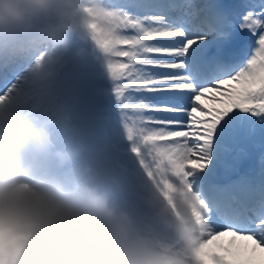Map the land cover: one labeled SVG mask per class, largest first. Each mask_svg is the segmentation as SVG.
Wrapping results in <instances>:
<instances>
[{
  "label": "snow or ice",
  "instance_id": "1",
  "mask_svg": "<svg viewBox=\"0 0 264 264\" xmlns=\"http://www.w3.org/2000/svg\"><path fill=\"white\" fill-rule=\"evenodd\" d=\"M105 7L103 23L90 25L94 50L131 151L166 191L184 196L202 225L199 264H264V179L219 178L241 139L264 149V0ZM172 264L192 261L178 255Z\"/></svg>",
  "mask_w": 264,
  "mask_h": 264
},
{
  "label": "clouds",
  "instance_id": "2",
  "mask_svg": "<svg viewBox=\"0 0 264 264\" xmlns=\"http://www.w3.org/2000/svg\"><path fill=\"white\" fill-rule=\"evenodd\" d=\"M106 12L105 0H0V47L35 40L31 66L8 95L39 103L13 110L8 97L0 102V264H172L178 255L199 264L202 225L183 195L149 174L126 131L136 162L132 208L93 163L74 165L82 144L57 143L73 119L58 78L74 44L101 55L90 25Z\"/></svg>",
  "mask_w": 264,
  "mask_h": 264
},
{
  "label": "rangeland",
  "instance_id": "3",
  "mask_svg": "<svg viewBox=\"0 0 264 264\" xmlns=\"http://www.w3.org/2000/svg\"><path fill=\"white\" fill-rule=\"evenodd\" d=\"M111 2H117V0H111ZM260 0H242L241 4L243 3H259ZM20 41H23L24 43H32L33 39L30 37H20L17 39V41L13 44L14 47L18 45ZM12 46V45H11ZM11 46H4L0 47V83L3 82V79L7 78V73L4 72V68H8V63H4L3 59L5 57V51L9 49ZM79 45L73 46V53L69 54L68 57V63L72 62L74 58L77 55L76 47ZM28 53H31V56L29 58H23L21 56L16 57L14 62H16L17 59H21V61H26V64L31 66L32 59L34 56V48L32 45L28 48ZM11 58V57H10ZM93 60L95 62L103 63L102 60L98 57L96 53L93 52ZM67 63V65H68ZM22 65V64H21ZM20 66L16 68L14 73L18 76V71L20 69ZM66 65V67H67ZM28 67V68H29ZM66 67L62 70L58 82H57V89L58 91L61 90L64 75L66 72ZM25 69L24 72L17 77V79L14 82H10L11 85L8 87L5 92H3L0 95L7 94L8 100L11 101L10 107L13 110L18 109H31V110H37L39 108V103L34 97H27V96H16L13 94L12 96H9V93H13V89L17 87L18 82L20 81L21 77L24 75V73L28 70ZM82 66L78 67V72L81 73ZM8 72H11L9 69ZM90 86L96 90V91H102L105 92L103 97H95L91 101L90 104L85 106V114L92 115V116H98L101 119V132L96 138V146L97 149L103 153L104 158H107L114 162L115 166L112 168L113 177L110 180L109 184L113 187L114 190V198L117 200V202L124 204L125 206L128 204H133V190L134 185L136 182V162L135 159L132 157L130 151H129V142L125 138L123 125L121 123V118L119 120H114L121 116L120 111L116 110L118 108L117 102L112 101V82L107 75H94L90 79ZM130 95H134L137 98H139L138 93H132L129 92ZM57 138V143L60 145H73L75 143L74 138H69L67 135L63 133H60ZM247 139H241V141H244ZM116 145H118V148H116ZM260 148L259 141L255 143ZM82 154L80 158L74 162L75 164L80 163L83 161ZM73 165V166H74ZM120 178H122V181L120 184H116ZM253 181L257 182L256 174H254ZM117 187V188H116Z\"/></svg>",
  "mask_w": 264,
  "mask_h": 264
},
{
  "label": "bare ground",
  "instance_id": "4",
  "mask_svg": "<svg viewBox=\"0 0 264 264\" xmlns=\"http://www.w3.org/2000/svg\"><path fill=\"white\" fill-rule=\"evenodd\" d=\"M236 1H239V0H236ZM257 169L264 170V149L262 151L261 159L257 165Z\"/></svg>",
  "mask_w": 264,
  "mask_h": 264
}]
</instances>
